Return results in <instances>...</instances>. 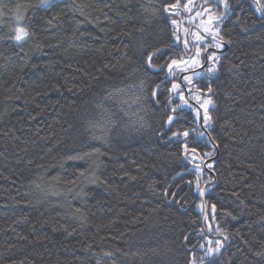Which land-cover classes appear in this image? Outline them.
<instances>
[{"label":"trees","instance_id":"16d2710c","mask_svg":"<svg viewBox=\"0 0 264 264\" xmlns=\"http://www.w3.org/2000/svg\"><path fill=\"white\" fill-rule=\"evenodd\" d=\"M41 1L0 0V264H264L255 0L202 6L223 46L211 121H175L166 135L176 105L168 66L181 55L180 21L192 23L181 13L188 0ZM16 13L28 33L20 42ZM185 150L199 174L210 160L215 177L204 227L201 206L166 204L188 169Z\"/></svg>","mask_w":264,"mask_h":264},{"label":"flooded vegetation","instance_id":"af4514ba","mask_svg":"<svg viewBox=\"0 0 264 264\" xmlns=\"http://www.w3.org/2000/svg\"><path fill=\"white\" fill-rule=\"evenodd\" d=\"M211 2L212 0H196L195 5L189 11L190 13L186 11H182L181 13L185 14V18L190 19V15H192L199 9H203V5L207 3L210 5ZM199 23L202 26L204 25L200 18L198 20V23L192 22L189 26H187V37H184L183 22L180 21V33H183V36L181 35L179 40L181 49V55L179 59H194L196 63L194 65L188 64L185 68L173 70L172 74L174 77V84H176L177 87L172 98L173 103H175L176 105L171 110H176L172 115L173 119L178 117L176 121L180 120L185 125L192 126L193 128H198L199 126L200 128L204 129L209 125L211 119L207 124L204 122L203 117L205 108L203 105L206 100H212L213 89L211 87V84L216 78L217 68V59H209V57H217L223 49V46L220 40L211 38L212 36L210 35V32L205 31L204 26L202 27ZM193 24H195L196 26ZM218 43L221 45V47H216V44ZM198 51L200 55H197ZM210 68L214 69V71L209 72L208 70ZM193 71H197L198 74L187 81L183 79L184 74H188ZM209 88H211V92H209ZM211 106L212 105H208L207 107L209 108ZM185 112H187L188 115H185ZM190 117L193 119V121H190V123L192 124H187V118ZM188 136L189 135L183 136L179 139L184 140ZM196 155V157L202 160V157L199 155V153H196ZM209 161L207 160V162L205 161V163L201 165V167L204 168V172L206 174H199V172L195 171L200 168L199 162H197L196 160H191L192 164L187 165L188 169L182 172L185 173L183 181L178 183L175 191L173 192V194L175 193V202H179V204H181V201L184 199L185 195H194L187 206H190V208L194 207L198 210H201V206V208H203V215L205 214V212H207L206 196L211 193L212 184L214 183H212L211 181L215 178L212 172V168L207 167L210 166ZM211 177L212 179L210 180ZM187 184H189V186ZM183 186H186L185 191L179 198L176 199L177 191ZM201 192H203V195H201Z\"/></svg>","mask_w":264,"mask_h":264},{"label":"rangeland","instance_id":"374dc122","mask_svg":"<svg viewBox=\"0 0 264 264\" xmlns=\"http://www.w3.org/2000/svg\"><path fill=\"white\" fill-rule=\"evenodd\" d=\"M47 1V0H46ZM48 2V1H47ZM41 3H43L42 1H41ZM44 3H46V2H44ZM195 3H196V0H188V1H186L185 2V4L183 5V7H182V9L183 10H185L186 12H189L190 11V9H192L193 8V6L195 5ZM185 5H187V7H185ZM190 13V12H189ZM1 15V14H0ZM214 14L211 12V11H208L207 10V8H204V9H199L198 11H196L195 13H193L192 15H190L189 17H190V20L192 21V22H194V23H198V20L201 18V19H205V21H207L208 20V22H209V20L210 19H214L215 18V16H213ZM204 16H206V17H204ZM1 18V17H0ZM14 19H15V30L18 28V27H22V28H24L25 29V27H24V18H23V14L22 13H16L15 14V16L13 17ZM172 23L174 24V25H176V26H178L179 27V24H178V22L177 21H175V20H172ZM21 24V25H20ZM200 24V23H199ZM193 25H195V24H193ZM192 25V26H193ZM201 25V24H200ZM196 26V25H195ZM202 26V25H201ZM203 27V26H202ZM177 31V30H176ZM186 32H188L187 31V26H185L184 27V37H187V35H186ZM210 33L213 35L214 34V29L213 28H210ZM180 34V33H179ZM15 35H16V31H15V34H14V37H15ZM25 38V37H24ZM24 38L22 39V40H24ZM175 39H176V41L177 40H179V37H178V35L177 36H175ZM22 40H20V41H22ZM17 41V40H16ZM19 41V42H20ZM174 61H176V63L175 64H169V65H171V69H173V70H175V69H180V68H185L186 67V65H188V64H192V65H194L196 62H195V60L193 59V60H190V59H178V60H174ZM169 67V66H168ZM185 70V69H184ZM170 74H171V72H169ZM198 74V72L197 71H193V72H191V73H188V74H184L183 75V79L184 80H189V79H191L193 76H196ZM187 78V79H186ZM176 87H177V85L175 84V87H171V93L172 94H174L175 93V91H176ZM193 157V156H192ZM219 246V245H218Z\"/></svg>","mask_w":264,"mask_h":264},{"label":"snow or ice","instance_id":"6c2138e0","mask_svg":"<svg viewBox=\"0 0 264 264\" xmlns=\"http://www.w3.org/2000/svg\"><path fill=\"white\" fill-rule=\"evenodd\" d=\"M42 2H46V0H42ZM221 2L224 4V7L227 9L228 8L227 0H221ZM255 3L258 5L257 11L261 12L262 14H264V3H261V0H255ZM176 6L177 5H171V7H173V8H175ZM185 7H187V5H185ZM165 10L166 11L168 10L167 6H166ZM216 19H218V18H216ZM211 23H212V19L209 20V24H211ZM15 31H16L15 40H17V41L22 40L25 36L28 35L27 31L24 28H22V27H18ZM205 31H208V29H205ZM213 38L215 39V37H213ZM220 46L221 45L219 43L216 45V47H220ZM152 55L153 54H149V56H148L149 66H151ZM197 55H200L199 51L197 52ZM209 59H219V58L215 57V56H210ZM175 63H176V61H173V64H175ZM169 68H171V65H169ZM208 71L209 72H213L214 69L210 68ZM174 87H175V85H174ZM211 91H212L211 88H209V92H211ZM208 105H213L214 106L213 101L211 99L206 100L204 102V105H203L204 108H205V113H204L203 119H204V122L206 124L209 123V121H210V117L208 115V107H207ZM168 120H169V123H171L173 121V117L170 116L168 118ZM184 135L187 136L188 133H184ZM209 167H211V166H209ZM201 195H203V192H201ZM211 251H219V248L217 247L216 249H213Z\"/></svg>","mask_w":264,"mask_h":264},{"label":"water","instance_id":"95a60500","mask_svg":"<svg viewBox=\"0 0 264 264\" xmlns=\"http://www.w3.org/2000/svg\"><path fill=\"white\" fill-rule=\"evenodd\" d=\"M166 14H169V13H173L172 11H169V10H167L166 12H165ZM176 111V110H175ZM175 111L174 110H171L170 109V112H172V113H175ZM178 119V117H176V118H174L173 119V121L171 122V123H169L168 124V126L160 133V135H166V134H168L170 131H171V128H172V126H173V124L175 123V121ZM170 141H173L172 140V138H168V139H165L164 141L163 140H161L160 139V142H164V143H167V142H170ZM180 141H182V140H180ZM187 153H188V150H185L184 152H183V154H182V159H183V161H184V163L186 164V165H190L191 164V162L186 158V155H187ZM217 153V152H216ZM216 157V155L213 157V158H215ZM184 174V173H183ZM180 176V175H179ZM179 176H178V178H179ZM182 176V175H181ZM212 183L213 182H215V178L211 181ZM188 186H189V184H187ZM208 192H209V190H208ZM175 194V193H174ZM174 194L170 197V199H167V201H166V204L167 205H173L174 203H175V199H174ZM176 207H177V209L179 210V211H188L189 209H190V206H187V207H185V208H181L180 207V204H179V202H176ZM205 215L206 214H204L203 215V219H202V227H204V224H203V222H204V219H205ZM224 246H225V243H224ZM219 256V255H218Z\"/></svg>","mask_w":264,"mask_h":264},{"label":"bare ground","instance_id":"6f19581e","mask_svg":"<svg viewBox=\"0 0 264 264\" xmlns=\"http://www.w3.org/2000/svg\"><path fill=\"white\" fill-rule=\"evenodd\" d=\"M186 158H187V155H186ZM188 159V158H187ZM189 160V159H188ZM190 161V160H189ZM191 162V161H190ZM192 164V163H191Z\"/></svg>","mask_w":264,"mask_h":264}]
</instances>
